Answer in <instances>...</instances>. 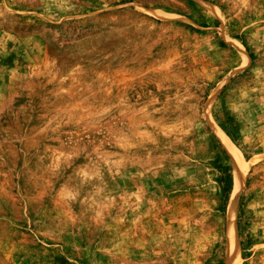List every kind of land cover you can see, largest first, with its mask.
Returning a JSON list of instances; mask_svg holds the SVG:
<instances>
[{
  "label": "rangeland",
  "instance_id": "374dc122",
  "mask_svg": "<svg viewBox=\"0 0 264 264\" xmlns=\"http://www.w3.org/2000/svg\"><path fill=\"white\" fill-rule=\"evenodd\" d=\"M236 256L264 264V0H0V264Z\"/></svg>",
  "mask_w": 264,
  "mask_h": 264
},
{
  "label": "bare ground",
  "instance_id": "6f19581e",
  "mask_svg": "<svg viewBox=\"0 0 264 264\" xmlns=\"http://www.w3.org/2000/svg\"><path fill=\"white\" fill-rule=\"evenodd\" d=\"M219 133L221 134V137L223 139V142L226 144V146H228L232 152H234V154L237 156V158L239 159L240 163L243 165V163L245 162L244 157L242 155V153L239 151V149L232 143V141L221 131L219 130ZM238 152V153H237ZM240 190V188L236 191L237 192ZM236 199H234V201L232 202L231 205V215H230V230L231 233H233V235L236 237L237 234V224L235 221V208H236ZM238 256H236L234 258V260H231V264H240L239 263V259L237 258Z\"/></svg>",
  "mask_w": 264,
  "mask_h": 264
}]
</instances>
